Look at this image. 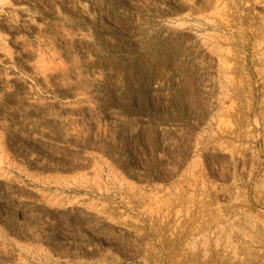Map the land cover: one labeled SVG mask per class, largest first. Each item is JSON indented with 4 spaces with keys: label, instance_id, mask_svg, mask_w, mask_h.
Returning a JSON list of instances; mask_svg holds the SVG:
<instances>
[{
    "label": "rangeland",
    "instance_id": "rangeland-1",
    "mask_svg": "<svg viewBox=\"0 0 264 264\" xmlns=\"http://www.w3.org/2000/svg\"><path fill=\"white\" fill-rule=\"evenodd\" d=\"M0 264H264V0H0Z\"/></svg>",
    "mask_w": 264,
    "mask_h": 264
}]
</instances>
